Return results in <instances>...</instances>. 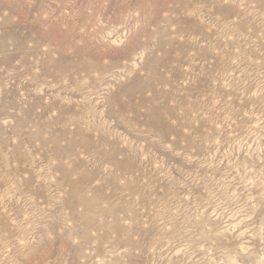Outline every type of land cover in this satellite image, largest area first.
<instances>
[{
    "label": "rangeland",
    "instance_id": "rangeland-1",
    "mask_svg": "<svg viewBox=\"0 0 264 264\" xmlns=\"http://www.w3.org/2000/svg\"><path fill=\"white\" fill-rule=\"evenodd\" d=\"M0 264H264V0H0Z\"/></svg>",
    "mask_w": 264,
    "mask_h": 264
},
{
    "label": "bare ground",
    "instance_id": "bare-ground-1",
    "mask_svg": "<svg viewBox=\"0 0 264 264\" xmlns=\"http://www.w3.org/2000/svg\"><path fill=\"white\" fill-rule=\"evenodd\" d=\"M164 42L163 41H160L157 45V48H160L162 47V44ZM107 54L103 53V52H100L98 51L97 49L94 50V51H91L89 53V59L90 61H86V59L84 61H82L81 63H78V65H76L75 67L77 69H81V68H85V69H93L94 67L98 66L99 65V61H100V58L103 57V56H106Z\"/></svg>",
    "mask_w": 264,
    "mask_h": 264
}]
</instances>
